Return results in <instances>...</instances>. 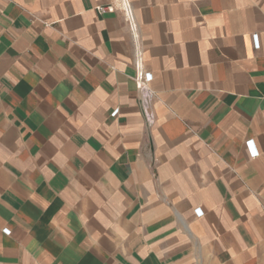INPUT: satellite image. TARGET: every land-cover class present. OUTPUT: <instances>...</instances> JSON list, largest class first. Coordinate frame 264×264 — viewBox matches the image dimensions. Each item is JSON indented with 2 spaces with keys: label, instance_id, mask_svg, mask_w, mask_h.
<instances>
[{
  "label": "crops",
  "instance_id": "obj_1",
  "mask_svg": "<svg viewBox=\"0 0 264 264\" xmlns=\"http://www.w3.org/2000/svg\"><path fill=\"white\" fill-rule=\"evenodd\" d=\"M127 1L0 0V264H264V0Z\"/></svg>",
  "mask_w": 264,
  "mask_h": 264
},
{
  "label": "built area",
  "instance_id": "obj_2",
  "mask_svg": "<svg viewBox=\"0 0 264 264\" xmlns=\"http://www.w3.org/2000/svg\"><path fill=\"white\" fill-rule=\"evenodd\" d=\"M96 11L99 14H114L115 12H120L123 15V20L129 25V27H133V11L127 0H113L112 4L99 5ZM135 69L136 73L131 80L134 82V85H136V90L140 96L142 116L144 117L146 125L149 127L155 121V116L151 109V102L154 93L148 84L149 76L142 68L141 56L139 53L136 54ZM115 113L116 112L112 113V116H114Z\"/></svg>",
  "mask_w": 264,
  "mask_h": 264
}]
</instances>
